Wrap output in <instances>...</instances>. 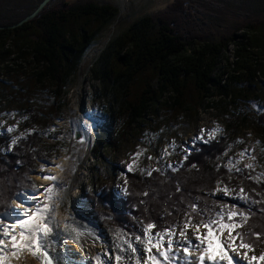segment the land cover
<instances>
[{
    "label": "trees",
    "instance_id": "obj_1",
    "mask_svg": "<svg viewBox=\"0 0 264 264\" xmlns=\"http://www.w3.org/2000/svg\"><path fill=\"white\" fill-rule=\"evenodd\" d=\"M41 1L0 20V26L18 23ZM226 2L173 0L129 22L90 67L97 83L94 119L110 129L108 139L98 138L96 157L102 149L118 153L144 127L156 132L172 118L195 120L201 110L213 111L221 126L209 141L194 143L179 166L146 172L133 164L120 191L113 178L102 184L91 176L85 190L89 208L130 236L148 223L156 225L155 232L167 229L182 212L200 221L224 203L247 217L237 227L247 243L257 248L264 242V182L255 181L250 167L232 173L223 163L238 147L240 133L251 131L264 141V17L243 27L231 24L219 35L211 25ZM118 13L107 0H53L33 20L0 29V103H21L27 122L41 132L53 126L66 106L67 85L92 45L117 25ZM41 132L10 148L8 135L0 134V214L13 194L34 191L28 175L35 162L52 158ZM228 177L240 180L247 201L215 196L216 184ZM192 204L199 216L191 213Z\"/></svg>",
    "mask_w": 264,
    "mask_h": 264
},
{
    "label": "rangeland",
    "instance_id": "obj_2",
    "mask_svg": "<svg viewBox=\"0 0 264 264\" xmlns=\"http://www.w3.org/2000/svg\"><path fill=\"white\" fill-rule=\"evenodd\" d=\"M107 1L118 8L119 21L117 25L114 24L112 27H108L107 31H109L106 32L107 34L105 33L92 45L84 57L79 74L71 79L67 85L62 99L66 103V106L62 110L61 119L55 120L53 126L41 132V128L38 125L27 122V115L21 103L10 100L0 103V134L8 135L9 148L13 145V141L16 142L18 139L32 132H41L39 134L42 135L44 143L53 155L49 161H36L35 169L29 173L30 186L33 185L34 189L32 188V190L34 191L23 190L12 195L7 209L0 214V220H3L6 224L12 225L9 222L11 218L3 214L12 211L24 213L28 211V207H32L39 200H42V194L46 192L45 189L54 184V181L44 179L45 176H55L56 179H61L62 186L70 190L73 195H77L82 204H84L83 199H86L85 190L88 187L91 176H94L97 182L102 184L106 183L105 179L112 180L113 178L116 189L120 191L125 186L124 174L126 171H129V165L140 163L146 172L157 167L170 168L179 166L186 158L194 143L197 141H209L221 128L219 120L213 111L201 110L195 120H190L185 116L172 118L163 123L156 132H152L146 127L142 128L139 134L130 138L118 153L113 154L102 149L98 150L100 158L93 154L94 149L98 147V138L108 139L110 129L103 122L99 121L98 118L94 119L98 103L92 100V95L97 87V83L90 78V67L111 39L121 32L129 22L158 11L166 7L173 0H125L126 9L123 16H121L119 7L117 6V0ZM225 4L227 7L224 13H222L221 18L215 19L211 25L212 29L219 35L221 31L227 30L231 24L235 23L243 27L250 21H256L264 17V0H227ZM32 6L33 0H0V20L18 17L21 12L31 9ZM244 12L248 13L250 17L247 18ZM241 29L236 31V34H240L242 32ZM8 128H12L13 131L9 132ZM76 129L80 130L83 134V140L79 143L75 142L73 138V133ZM213 129H217V131H213ZM237 139L238 141H242V143H239L237 148L225 155L223 163L229 170L231 169L230 172L232 173L239 172L247 168V165H251L250 168L254 171L255 181L264 182L263 139L251 131L240 133ZM241 153H244V155H241ZM71 166H73V170L69 174ZM76 176L80 178L79 185L76 184ZM231 178L228 177L226 182H218L214 188V194L217 197L227 198L231 202H241L239 199L240 189L242 188L241 182L237 180L232 183ZM224 187L230 190L228 195H225L223 191H217L218 188L223 189ZM24 198H27L29 202L25 203ZM91 211L101 220L102 227L109 232L111 231L112 244L116 245V247L119 246L117 247L119 251L128 248V245L125 243V241H128L133 246L138 247L141 253L147 257L148 254L143 253L142 246L135 241L136 236L143 235L144 228L136 236H130L125 231L114 226L110 218L101 217L92 209ZM229 211L237 212V210L230 209L224 203H218L207 215L205 214L204 219H216V213L223 212L225 214L224 221L228 222L227 213ZM190 217L185 212H182L176 222L169 226L177 233L174 239H180L179 230L184 227L185 220ZM234 217H239V215ZM198 222L199 220L192 221L193 224ZM58 227H60L59 224ZM59 230L63 235L67 233L63 225H61ZM155 231V229L151 230L153 236L157 233ZM205 231V228H200V234H203ZM187 232L193 243H198L195 240V234L191 227L187 229ZM237 232L238 228H234L232 235L235 236ZM215 235L216 233H213V236ZM227 235L228 230H225L221 238L223 239ZM62 238L65 240L61 241V246L66 248L63 249L61 247L64 252L63 255H65L64 264H83V261H88L86 259L87 254L82 250L80 244L66 238L65 235ZM166 240L167 237L163 241L164 247H167ZM239 243V237H237L235 251L229 250L230 255L242 257L246 253L249 257H259L261 254H264V242H260L257 248L252 247L251 251L240 248ZM70 248L71 250L67 253L72 255L65 253ZM152 251L155 253L156 249L154 248ZM173 251L177 252L175 244L173 245ZM129 252L131 253V250ZM191 252L192 258L198 255L195 249H192ZM108 256H112L111 264H115V260L113 259L115 253L108 251ZM30 259L29 256H23L16 260L13 259L12 264L15 261L14 264H18L21 260L20 264H29L28 261ZM93 261H96L95 264H97V260L93 259ZM172 264H185V262L182 258H174ZM241 264H247V261H241ZM252 264H264V260L258 259L253 261Z\"/></svg>",
    "mask_w": 264,
    "mask_h": 264
},
{
    "label": "snow or ice",
    "instance_id": "obj_3",
    "mask_svg": "<svg viewBox=\"0 0 264 264\" xmlns=\"http://www.w3.org/2000/svg\"><path fill=\"white\" fill-rule=\"evenodd\" d=\"M8 131L11 132L13 129L8 128ZM213 131H217V129H213ZM237 143H242V141H237ZM13 144H15V141H13ZM241 155H244V153H241ZM128 167L129 170H132V165ZM247 167H251V165H247ZM44 179L55 181L56 177L45 176ZM55 187V184H53L45 189V191L52 193ZM217 191H223L225 195H228L230 190L224 187L223 189L218 188ZM47 199L51 200V195ZM239 199L242 201L249 199L244 193L243 188L240 189ZM24 202L27 203V198H25ZM190 208L192 214L200 215L197 211V205L192 204ZM232 208L235 209L236 205H232ZM53 211L54 208L52 206L38 203L34 208H30L24 213L12 211L3 214L13 218L15 226L6 224L3 220H0V264H12V260L21 258L24 252H28L33 257L40 259L42 264H54V261H57L58 264V258L50 254L51 252H55L53 245L56 243L53 236V228L51 227L54 221V217L52 216ZM224 215L223 212H217L216 219H201L195 224L192 223L191 218H187L184 227L179 230L180 239H174L177 233L171 227L157 232L153 236L151 230L156 225L148 223L144 227L143 235L135 237V241L142 246V252L148 254L147 257L141 253L138 247L133 246L128 241H125L128 248L122 249V251L130 249L132 253L137 254L135 257L136 264H172L174 258H182L185 264H205L206 261L208 264H241V261H247V264H252L253 261L258 259L264 260V254H261L259 257H249L246 253L242 257L229 255V250L235 251L237 237L240 239V248L251 251L252 245L245 241L244 233L237 232L235 236L232 235V230L242 227L247 217L242 213L229 211L227 213L228 222H225ZM237 215L241 219L233 221L232 218ZM189 227L193 229L195 240L198 243H193V240L189 238V233L187 232ZM201 227L206 229L203 234H200ZM225 230H228V235L222 239L221 236ZM213 233H216V235L213 236ZM165 237H167V247L163 245ZM174 244L177 246V252L173 251ZM154 248L156 249L155 253L152 251ZM192 249H195L198 253L195 258H192ZM161 258L163 259L161 260ZM123 259L124 257L121 255H116L115 264H121ZM110 260L111 257H109ZM97 264H104V262L98 257Z\"/></svg>",
    "mask_w": 264,
    "mask_h": 264
},
{
    "label": "bare ground",
    "instance_id": "obj_4",
    "mask_svg": "<svg viewBox=\"0 0 264 264\" xmlns=\"http://www.w3.org/2000/svg\"><path fill=\"white\" fill-rule=\"evenodd\" d=\"M117 6L119 7L121 16H123L126 9L125 0H117ZM83 128H85V126H83ZM72 170L73 166H71V168L69 169V174L72 173ZM75 180L76 184L79 185L80 178L76 176ZM53 183L56 186L55 190L52 193L44 192L42 194V200H39L38 203H41L42 205L48 204L54 208V211L52 212L54 221L51 227L53 228V236L55 237L56 243L53 245L55 248V252H51L50 254L58 258V264L65 263V255H63V249L66 248H63L61 246V241L65 240L64 238H62V236L64 235L66 238L80 244L82 250L87 254L86 259H88V261H83V264H95L96 261H93V259L97 260L98 257L104 262V264H111L112 260L109 261L108 251H112L113 253H115V256L119 254L124 257V259L121 261V264H136V254L132 252L130 253V249H128L127 251H119L116 245L112 244V238L110 236L111 231L109 232L102 227L101 220L98 219L91 210H89L85 202L84 204H82L77 195H73L70 190L64 188L62 186L61 179H56ZM49 195H51L52 197L51 200L47 199ZM35 205L28 208H34ZM9 222L12 223L13 226H15L13 218H11ZM58 224L60 225V227L61 225L64 226V229L67 232L66 234L63 235V233L60 232V227H58ZM70 250L71 248L67 249L65 253ZM67 254L72 255L70 253ZM23 256H29L31 258L30 261H28L29 264H42V261L40 259L33 257L28 252L23 253L21 258ZM115 256L113 258L114 260ZM90 257L91 259H89ZM21 261L18 264H20ZM54 263L57 264V261H54ZM205 264H208V262L206 261Z\"/></svg>",
    "mask_w": 264,
    "mask_h": 264
},
{
    "label": "water",
    "instance_id": "obj_5",
    "mask_svg": "<svg viewBox=\"0 0 264 264\" xmlns=\"http://www.w3.org/2000/svg\"><path fill=\"white\" fill-rule=\"evenodd\" d=\"M52 0H42L39 5L37 6V8L30 14H28L27 16H25L23 19H21L18 23L13 24L11 26L8 27H4V26H0V29H5V28H14L17 26H20L26 22H29L31 20H33ZM73 138L75 140V142H81L83 140V134L81 133L80 130L76 129L73 133ZM82 191H83V187H82ZM84 202L87 204V200L83 199ZM91 210V208H89Z\"/></svg>",
    "mask_w": 264,
    "mask_h": 264
}]
</instances>
